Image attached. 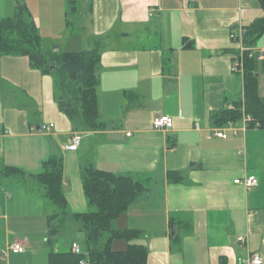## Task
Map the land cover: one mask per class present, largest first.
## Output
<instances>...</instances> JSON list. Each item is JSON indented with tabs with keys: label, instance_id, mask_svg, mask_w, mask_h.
I'll use <instances>...</instances> for the list:
<instances>
[{
	"label": "crops",
	"instance_id": "0c3cea01",
	"mask_svg": "<svg viewBox=\"0 0 264 264\" xmlns=\"http://www.w3.org/2000/svg\"><path fill=\"white\" fill-rule=\"evenodd\" d=\"M17 1L41 39L59 44L57 52L100 50L102 126L87 131L66 118L54 100L52 76L27 58L0 57V164L29 177L0 178V264H49L50 252L84 242L70 219L65 238L62 228L49 234L55 208L30 176L50 156L62 159L69 216L87 211L82 177L88 167L151 180L116 221L117 229L142 237L116 241L113 250L143 246L146 264H245L254 255L264 264V132L244 127L243 108L236 122L216 121L243 100V79L230 71L236 54L230 34L264 18L259 1L0 0V17H12ZM252 45L264 49V31ZM255 73L264 97V59ZM158 116L170 117L172 127L155 130ZM222 131L226 138H217ZM76 134L80 145L69 152ZM168 172L179 173V181ZM251 175L256 187L233 184ZM11 243L24 252H9Z\"/></svg>",
	"mask_w": 264,
	"mask_h": 264
},
{
	"label": "trees",
	"instance_id": "16d2710c",
	"mask_svg": "<svg viewBox=\"0 0 264 264\" xmlns=\"http://www.w3.org/2000/svg\"><path fill=\"white\" fill-rule=\"evenodd\" d=\"M264 8V0H258ZM70 10L66 13L68 16ZM246 43L252 45L264 31V18L246 27ZM100 50L82 52L43 51L38 29L23 3L17 1L12 17H0V57H25L33 69L51 75L54 100L58 110L70 121L87 131L101 128L98 121L97 70ZM256 58L245 60L243 100L235 103V110L216 116L220 125L236 122L241 118V108L255 128L264 131V97L257 89ZM62 159L50 156L42 163V172L30 176L37 190L58 209L48 218L49 234H56L68 219L78 224L83 233L85 248L82 254L49 253V264H146L147 250L139 245H127L115 251L116 241L131 242L142 237L138 230H119L116 221L127 208L145 194L151 184L149 178L115 175L88 167L82 177V189L87 204L84 213L68 215V205L62 187ZM171 179L179 181L177 172H168ZM0 178H15L23 182L29 178L21 169L0 164Z\"/></svg>",
	"mask_w": 264,
	"mask_h": 264
},
{
	"label": "built area",
	"instance_id": "2783aa9c",
	"mask_svg": "<svg viewBox=\"0 0 264 264\" xmlns=\"http://www.w3.org/2000/svg\"><path fill=\"white\" fill-rule=\"evenodd\" d=\"M248 33V30L246 26H241L238 28L236 32H232L230 34V39L233 42V44L236 46V54L235 59L230 67V71L233 74L238 75L243 79L244 73H245V60L247 58H256V60L261 61L264 59V49H259L254 47L253 45H248L246 43V35ZM243 124L244 127H248L251 124V119L249 116L244 115L243 116ZM172 119L167 116H158L155 117L152 120V126L155 130H168L172 127ZM53 125L50 124L45 129L48 131L50 128H52ZM217 138H226L224 131L217 132L216 134ZM81 142V137L79 135H73L70 139V143L66 147V150L69 152H75L77 151L79 145ZM239 154H244V150H240ZM259 181L258 178L255 175L248 176L243 179H235L233 181L234 185L242 186L245 189H252L253 187H256L258 185ZM237 242L245 244L246 238L239 237L237 238ZM8 251L13 254H21L24 252V248L21 247L18 243H11L8 245ZM70 251L74 255H80L82 254V249L77 243H72L70 245ZM245 264H263V259L258 256L254 255L249 257L247 260H244ZM80 264H88L87 261H81Z\"/></svg>",
	"mask_w": 264,
	"mask_h": 264
},
{
	"label": "rangeland",
	"instance_id": "374dc122",
	"mask_svg": "<svg viewBox=\"0 0 264 264\" xmlns=\"http://www.w3.org/2000/svg\"><path fill=\"white\" fill-rule=\"evenodd\" d=\"M68 21H70V22H74L73 21V18H72V16H69L68 17ZM59 28V27H58ZM62 30H64V27H63V24H62ZM55 39V38H54ZM62 38H59L57 41L59 42V43H63L64 42V39H62ZM41 44H42V48L45 50V51H54V49L55 48H58V46H59V44H53L52 42H49V38L47 37V38H42L41 39ZM264 132V131H263ZM55 208V210L57 211V212H59L58 211V209L56 208V207H54ZM58 224V223H57ZM61 232H63V235H62V237L63 238H65V236H66V232H67V228L66 227H63L62 228V231ZM79 243H80V245H81V248H82V250L85 248V243L83 242V241H81V240H79L78 241ZM112 248H114V247H112ZM115 249V248H114Z\"/></svg>",
	"mask_w": 264,
	"mask_h": 264
},
{
	"label": "water",
	"instance_id": "95a60500",
	"mask_svg": "<svg viewBox=\"0 0 264 264\" xmlns=\"http://www.w3.org/2000/svg\"><path fill=\"white\" fill-rule=\"evenodd\" d=\"M57 50H58V49H57V48H55V49H54V52H57ZM171 230H172V233H171V235H173V234L175 233V229H174V228H172Z\"/></svg>",
	"mask_w": 264,
	"mask_h": 264
}]
</instances>
